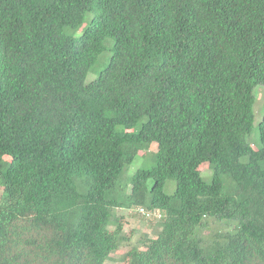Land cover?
I'll list each match as a JSON object with an SVG mask.
<instances>
[{
  "label": "trees",
  "instance_id": "16d2710c",
  "mask_svg": "<svg viewBox=\"0 0 264 264\" xmlns=\"http://www.w3.org/2000/svg\"><path fill=\"white\" fill-rule=\"evenodd\" d=\"M261 85L264 0H0V264H264Z\"/></svg>",
  "mask_w": 264,
  "mask_h": 264
},
{
  "label": "rangeland",
  "instance_id": "374dc122",
  "mask_svg": "<svg viewBox=\"0 0 264 264\" xmlns=\"http://www.w3.org/2000/svg\"><path fill=\"white\" fill-rule=\"evenodd\" d=\"M94 78V75L90 76V80ZM256 95V103L254 106L255 110V127L259 124V122L263 118L264 114V86H257L254 90ZM257 130L254 129L251 135L248 138L249 142H254L257 137ZM153 154L158 152V146L152 145L150 151ZM149 152L141 151L135 161L129 167V173H134L136 170L140 168H146L152 164L151 154ZM213 170V166L210 164H203L200 166V171L207 180L210 179L211 173ZM166 186L172 185L170 190H174V182L168 181L165 183ZM115 216L123 217V224H124V231L125 233L131 238V245L130 246H122L119 248L117 253L112 254L111 258L107 260L104 264H122L120 261L121 258L134 246H138L141 238L144 235H148L150 237L156 236V231L160 228L158 226L159 219L156 217L153 219L146 218L136 210V208L132 210H122V209H115L114 211ZM112 223V222H111ZM114 226L110 227L111 230H114ZM224 228V225L210 221L206 228L203 230V234L206 236L217 232L219 229L221 230Z\"/></svg>",
  "mask_w": 264,
  "mask_h": 264
},
{
  "label": "built area",
  "instance_id": "2783aa9c",
  "mask_svg": "<svg viewBox=\"0 0 264 264\" xmlns=\"http://www.w3.org/2000/svg\"><path fill=\"white\" fill-rule=\"evenodd\" d=\"M139 213L146 215L147 217L150 216V214L148 212H146L144 209H139Z\"/></svg>",
  "mask_w": 264,
  "mask_h": 264
}]
</instances>
